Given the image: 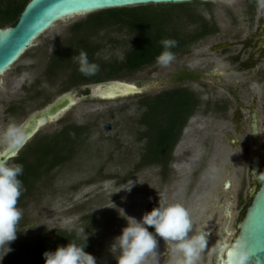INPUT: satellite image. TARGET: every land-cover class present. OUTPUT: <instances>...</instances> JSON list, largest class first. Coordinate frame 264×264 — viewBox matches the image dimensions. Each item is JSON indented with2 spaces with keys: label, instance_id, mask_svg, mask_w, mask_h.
<instances>
[{
  "label": "rangeland",
  "instance_id": "obj_1",
  "mask_svg": "<svg viewBox=\"0 0 264 264\" xmlns=\"http://www.w3.org/2000/svg\"><path fill=\"white\" fill-rule=\"evenodd\" d=\"M237 1L244 0H214L209 7L198 5L195 14L208 22L213 6L215 15L223 19ZM168 15H173L178 25L193 28L188 26L182 9L168 11ZM84 16L58 21L0 75V137L10 123L20 126L31 113L44 108L62 93L76 89L68 82L70 70L56 73L57 76H51L46 70L50 56L60 47L68 26ZM221 28L225 29V26ZM115 30L116 27L108 29L100 39L98 59L122 60L132 38ZM201 45L207 52L208 38L175 54V59L167 66L156 62L118 78L144 87L142 94L114 100L83 97L38 129L19 154L35 140L59 132L66 123L93 126L92 134L78 146L73 158L50 171H42L26 197L18 200L17 207L23 213L19 230L29 226L34 228L18 232L10 248L17 243L54 236L58 230L76 234V230L84 228L88 235L86 242L91 246L90 254L97 264H117L110 252L113 238L128 223L140 220L158 206L161 195L189 211L195 231L206 228L211 233L208 248L201 253L197 264H219L213 242L221 243L223 239L228 243L235 242L242 209L251 199L248 190L254 141L250 118L243 104L254 108L258 138L263 142L257 188L264 180V90L259 84L234 83L231 81L234 76L227 74L221 75L217 83L211 76H202L203 81L210 82L174 84L172 79L181 76L183 67H189L190 71L198 68L199 60L193 56L199 54L196 48ZM207 61L209 59L205 64ZM186 63L189 65L185 66ZM207 67L201 69L209 73ZM175 87L191 89L201 102L200 109L182 131L172 155V166L168 165L166 170L158 165L136 169L146 144V140L140 139L143 128L138 125L142 113L138 102L143 96H153ZM222 103L227 104L226 113L216 110ZM5 148L0 145V152ZM31 157L26 155L28 160ZM226 182L230 183L228 189L223 188ZM157 239V248L145 264H158L156 251L165 242ZM3 258V250H0V260ZM182 258V253L173 250L165 264H179Z\"/></svg>",
  "mask_w": 264,
  "mask_h": 264
},
{
  "label": "trees",
  "instance_id": "obj_2",
  "mask_svg": "<svg viewBox=\"0 0 264 264\" xmlns=\"http://www.w3.org/2000/svg\"><path fill=\"white\" fill-rule=\"evenodd\" d=\"M29 1L0 0V27L14 26ZM198 5L209 7L210 2L143 5L89 13L68 26L60 47L50 56L46 73L57 76L56 73L70 70L68 82L78 88L89 83L118 79L155 64L157 57L164 51L162 40L171 39L177 42L171 49L174 54L185 52L208 34V23L195 14ZM177 8L183 10L188 26L193 27L192 29L186 25H178L177 19L168 15V11ZM113 27L117 28L116 32L126 33L132 39L121 61H102L97 57L101 50L100 39ZM81 51L87 53L90 63L99 66L95 75L86 76L79 71L76 57ZM198 102L194 92L186 87H175L140 99L138 108L142 113L138 125L143 128L140 139L146 140V144L136 169L158 165L166 170L187 120ZM91 132V124L66 123L59 132L35 140L26 146L24 152L9 160L10 163L22 164L24 167L23 175L19 177L23 183L19 200L26 197L42 171H50L73 158L78 146L88 140ZM26 155L32 156L31 159L28 160ZM250 201L251 199L243 207L240 218ZM75 235L68 230H58L51 237L39 238L31 243L14 244L12 251L4 256L2 264H44L45 251H55L58 246H66L69 242L85 247V251L91 253L90 244Z\"/></svg>",
  "mask_w": 264,
  "mask_h": 264
},
{
  "label": "water",
  "instance_id": "obj_3",
  "mask_svg": "<svg viewBox=\"0 0 264 264\" xmlns=\"http://www.w3.org/2000/svg\"><path fill=\"white\" fill-rule=\"evenodd\" d=\"M214 0H30L14 26L0 27V75L5 73L32 47L34 41L52 28L58 21L77 15H87L96 11L135 7L143 5L180 4L190 2H213ZM145 88L136 83L110 79L94 82L67 91L59 95L44 108L31 113L20 125L23 129L21 146L15 150L5 148L0 159L8 161L15 158L45 123L55 120L63 112L74 106L83 97L98 100H114L140 95ZM256 115L253 114L251 128L253 136V155L251 158V186L248 195L251 198L243 217L238 223L235 242L225 243L219 251V264H231L236 251L250 253L248 264H264V180L257 188L260 178L261 152L263 142L258 138ZM105 128L109 129L108 125ZM230 185V183H229ZM228 182L224 184L227 189ZM240 248H237V246ZM232 250L229 254L228 252Z\"/></svg>",
  "mask_w": 264,
  "mask_h": 264
},
{
  "label": "clouds",
  "instance_id": "obj_4",
  "mask_svg": "<svg viewBox=\"0 0 264 264\" xmlns=\"http://www.w3.org/2000/svg\"><path fill=\"white\" fill-rule=\"evenodd\" d=\"M257 3L264 9V0H257ZM176 43L171 39L161 41L164 51L157 57L158 64L167 66L175 59L171 49ZM76 60L79 71L86 76L95 75L99 71V66L90 63L84 51L79 53ZM22 139L23 129L12 122L0 137V145L15 150L21 146ZM23 172L22 164L0 159V250H3V257L12 251L9 245L17 239L18 232L34 228L29 226L23 231L18 228L23 216L22 210L17 207L23 190L19 177ZM150 228L154 231H149ZM210 234L206 228L195 231L190 213L182 204L170 203L159 195L158 206L146 212L140 220L134 219L128 223L113 238L110 252L117 264H145L148 256L157 248V238H160L168 242L176 252L183 254L179 264H197L201 253L208 248ZM76 235L85 241L88 239L84 228L76 230ZM249 257L250 253L246 251H236L231 264H248ZM43 259L44 264H97L96 258L86 252L85 247L74 242L58 246L55 251H45Z\"/></svg>",
  "mask_w": 264,
  "mask_h": 264
},
{
  "label": "flooded vegetation",
  "instance_id": "obj_5",
  "mask_svg": "<svg viewBox=\"0 0 264 264\" xmlns=\"http://www.w3.org/2000/svg\"><path fill=\"white\" fill-rule=\"evenodd\" d=\"M210 8L209 20L207 22L208 34L197 41L199 42L208 38L209 45L207 46V52L202 50L204 45H201L196 48L199 54L196 53L193 56V58L196 57V59L199 60V63H197L199 69L195 67L190 71L189 67H187V69H184L183 67L180 73L181 76L172 79V81L177 85L190 81L209 83L210 81H203L202 76L207 78L211 76L217 83L219 80L218 78L221 75L227 74L234 76V78L231 79L234 83H239L240 85L259 84L261 86L260 89L264 90V9L258 6L257 0L237 1V4H234L229 10H227L223 19H221V17L215 15L213 6ZM223 25L225 26V29L221 28ZM189 59L190 58L187 60ZM206 59H209V61L205 64ZM188 65L189 64L186 63L185 66ZM201 67H207L209 73H206V69H201ZM187 74H192V76ZM200 105L201 102H198L194 112L188 118L187 122L193 117V115H195L197 110L200 109ZM219 105L220 107L216 110L221 113H226L228 109L227 104L222 103ZM242 107H245L248 112L250 118L249 126L251 128L253 112L255 110L253 107H247V105L244 104ZM173 154L174 150L172 152V155ZM173 156L170 158L167 166H172V161H174ZM229 187L230 185L227 189ZM236 229L237 237L238 228ZM153 230L154 229L151 228L149 229V231ZM164 242L165 243L161 245L159 250L156 251L158 264L167 263L168 259L172 257V252L174 250L168 242ZM225 243L228 242L224 239L221 243L213 242L215 256L217 258L221 246ZM112 264H114V262Z\"/></svg>",
  "mask_w": 264,
  "mask_h": 264
},
{
  "label": "bare ground",
  "instance_id": "obj_6",
  "mask_svg": "<svg viewBox=\"0 0 264 264\" xmlns=\"http://www.w3.org/2000/svg\"><path fill=\"white\" fill-rule=\"evenodd\" d=\"M228 186H229V182H228ZM227 186V187H228ZM232 250H230L229 252H228V254L231 252ZM225 264H228V257H227V261H226V263Z\"/></svg>",
  "mask_w": 264,
  "mask_h": 264
}]
</instances>
